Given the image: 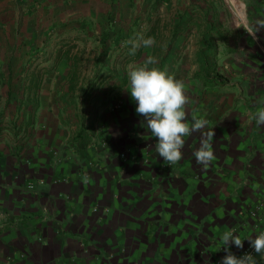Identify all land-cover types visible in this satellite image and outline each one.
<instances>
[{"label":"crops","instance_id":"1","mask_svg":"<svg viewBox=\"0 0 264 264\" xmlns=\"http://www.w3.org/2000/svg\"><path fill=\"white\" fill-rule=\"evenodd\" d=\"M102 1L0 0V108L10 92L13 98L14 92L37 91L41 109L39 130L18 153L16 137L7 129L0 135V264H219L225 255L222 233L235 229L246 239L264 227V211L258 218L250 214L264 204V125L252 118L264 107V29L255 37L246 31L264 20V0L251 6L249 21L232 22L226 41L212 46L201 38L204 58L211 53L219 64L211 74L199 70L189 79L202 49L195 53L192 34L181 36L188 44L172 75L185 84L188 123L193 115L203 116L205 130L215 133L216 159L206 169L194 156L198 132L184 137L182 160L166 165L125 90L131 67L158 54L152 35L154 45L133 55L127 68L117 63L106 71L105 76H127L113 90L117 96L90 82L76 111L83 115L70 122L71 130L64 126L70 119L58 98L67 90L61 80L80 75L77 61L93 56L94 26L115 28L122 36L121 23H129L108 19ZM180 1L184 11L194 12L180 24L192 26L201 3ZM103 12L106 22L95 23ZM130 26L139 27L133 20ZM24 74L39 79L18 83ZM82 127L95 132L85 149L75 140ZM248 244L232 245L231 251L238 256Z\"/></svg>","mask_w":264,"mask_h":264},{"label":"rangeland","instance_id":"2","mask_svg":"<svg viewBox=\"0 0 264 264\" xmlns=\"http://www.w3.org/2000/svg\"><path fill=\"white\" fill-rule=\"evenodd\" d=\"M198 1L201 4L198 6L197 19L191 23L192 26L186 27L180 24L181 21L182 23L183 21L190 22L189 18H193L194 12L191 13L189 11L187 13V10L184 11L185 6L181 4L180 0H103L101 3L108 4V19H114V21H116L121 18V20L129 21V23H121L124 28L122 36L120 33H116L117 29L115 28H110V30L107 28L104 30L103 28H100V26H94L93 33L91 35L93 40L90 45V52L93 53V56H88L86 59L81 58L77 61L78 68L76 72L78 73L81 71V74H75L73 77H70L72 78L70 81L72 82L71 84H68L70 83L68 80H61L62 83H67V90L58 94L64 117L70 119V121L68 120L69 123L64 125L68 126L66 129L71 130V126L73 125L72 123H75L77 117L80 119V114L83 115L80 111L78 113L76 111L79 107V103L85 102L87 89L83 88L84 91L82 90V87H85V85L88 87L92 81H96L97 83L100 82L99 86H102L103 88L106 87V89L110 90V94H107L108 97L117 96V92H114L113 90L124 86L125 83L122 84L123 82H121L124 80V77L119 76L117 78L115 76L110 77V75L105 76V73L112 65L115 66L117 63L119 66L124 65L125 68L129 66L133 55L129 54L131 45L126 44V41L131 40L137 31H139L138 34H142L144 38L152 35V37L156 39L154 52L158 54L154 57V59L157 63L155 65H151V67H158L161 70L167 71L171 75L176 71L180 63L179 53L183 50V44H186L185 47L188 44L187 42H181L182 34L189 33L188 37L192 34L194 42L190 44L195 48L194 51L196 54L198 46L200 50L202 49V58L199 60L194 53V58H196L192 61V64L195 70L189 75V79L196 78V74L199 70L200 73L206 72L211 74V71L213 69L215 70L219 64L216 63V60L213 58L211 53L206 56V59L204 58L205 55L204 53L202 54L204 46L201 45L199 41L202 38V40H207L210 45L218 40L226 41L228 38L227 36H229V34L232 35L234 32L233 28H231V30L229 29L232 22L237 24L238 21H249L251 13L254 14L251 10V6H253L258 0ZM236 2L243 4L241 10L237 8L235 4ZM173 3H175V5H173ZM192 5L193 6H190V8L194 10L195 4ZM104 15H106L105 12L101 15L102 19L97 18L94 22H106L107 17ZM132 20L135 21L139 27H135L136 29H133V27L130 26ZM154 23V28L150 29L152 33H149L151 32L149 31V28ZM224 24L226 25L225 29H219L220 26L222 27ZM224 35L227 37L226 39L224 38ZM198 38L200 39L198 40ZM144 48L145 47L143 46L140 47L136 51L134 57L136 58L138 53L141 54ZM172 51L174 54L169 57ZM34 63L35 61L30 64V69L34 66ZM202 68L206 70H202ZM98 70L103 71V74L99 77H97V74L99 73ZM103 77L107 79V83H105V79L102 80ZM206 77L208 78L207 75L205 78ZM35 78L39 79V77H29L24 74L23 77L21 76L18 78V83L25 84L28 82H36L34 81ZM101 82H103V84ZM73 85H75V87L71 89L70 87ZM1 95L2 94H0V101L2 100ZM38 99L37 91L29 93H27V91L14 92L13 98L12 93L10 92V98L7 100V103L3 102V105L1 104L0 135L3 130L7 129L8 132H11L16 137V140L12 141V143L17 153L24 148L27 139L29 140V138H31L39 130L36 123L41 113ZM118 103V106L122 105L120 100ZM45 125L46 124H43L42 126L46 127ZM93 133L95 132L93 131ZM254 256L258 261V264H264V259H261V257L256 254Z\"/></svg>","mask_w":264,"mask_h":264},{"label":"clouds","instance_id":"3","mask_svg":"<svg viewBox=\"0 0 264 264\" xmlns=\"http://www.w3.org/2000/svg\"><path fill=\"white\" fill-rule=\"evenodd\" d=\"M261 29H264V20L258 21L254 29L248 28L246 31L255 37ZM154 43L152 37L144 38L142 34L126 41V44L131 45L130 55H135L140 47H151ZM156 63L157 61L149 56L144 66L131 67L127 73L129 85L125 90L130 91L131 100L136 104L135 112L143 117L149 132L156 138V152L168 166L182 160L184 137L200 133L201 142L194 156L196 163L206 169L216 159L211 143L215 133L213 129L205 130L209 122L203 116L197 118L193 115L191 124L188 123L186 105L189 103V97L184 82L177 80L165 70L149 67ZM259 102L264 104V98ZM252 118L257 125H264V107H261ZM235 231V229L225 231L219 237L225 251L219 264H258L253 253L264 259V231L246 239L235 235ZM245 240L249 242L253 251L238 257L231 251V246L235 245L237 249H242Z\"/></svg>","mask_w":264,"mask_h":264},{"label":"trees","instance_id":"4","mask_svg":"<svg viewBox=\"0 0 264 264\" xmlns=\"http://www.w3.org/2000/svg\"><path fill=\"white\" fill-rule=\"evenodd\" d=\"M127 76H124V80L121 81L123 82L122 84L127 82ZM122 87V86H121ZM93 92V91H92ZM91 94V92L89 93ZM93 131L87 132V129L85 127H82L75 138V140L79 143V148L85 149L91 144V136H92Z\"/></svg>","mask_w":264,"mask_h":264},{"label":"built area","instance_id":"5","mask_svg":"<svg viewBox=\"0 0 264 264\" xmlns=\"http://www.w3.org/2000/svg\"><path fill=\"white\" fill-rule=\"evenodd\" d=\"M96 209H97V208H96ZM96 209H95V210H96ZM262 211H264V204H263V203H261L260 205L255 206V208L252 209V210L250 211V214H251L252 217H254V218H258V216L261 215V212H262ZM262 231H264V227H263V229H261V230L259 231V233L262 232ZM259 233H258V234H259ZM252 251H253V250L250 248V246H249V244H248V245L243 249V251L241 252V254L238 255V257L241 256V255H243L244 253L252 252ZM253 255H255V253H253Z\"/></svg>","mask_w":264,"mask_h":264},{"label":"bare ground","instance_id":"6","mask_svg":"<svg viewBox=\"0 0 264 264\" xmlns=\"http://www.w3.org/2000/svg\"><path fill=\"white\" fill-rule=\"evenodd\" d=\"M235 4L239 10L242 9L243 4H241L240 2H236Z\"/></svg>","mask_w":264,"mask_h":264}]
</instances>
